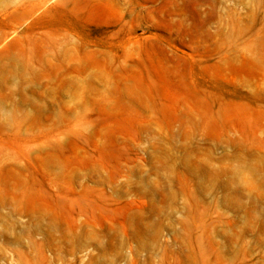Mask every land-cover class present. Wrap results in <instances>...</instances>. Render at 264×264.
<instances>
[{
	"label": "rangeland",
	"instance_id": "1",
	"mask_svg": "<svg viewBox=\"0 0 264 264\" xmlns=\"http://www.w3.org/2000/svg\"><path fill=\"white\" fill-rule=\"evenodd\" d=\"M0 264H264V0H0Z\"/></svg>",
	"mask_w": 264,
	"mask_h": 264
}]
</instances>
